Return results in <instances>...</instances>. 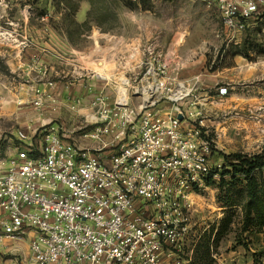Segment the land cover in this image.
<instances>
[{"label":"built area","instance_id":"1","mask_svg":"<svg viewBox=\"0 0 264 264\" xmlns=\"http://www.w3.org/2000/svg\"><path fill=\"white\" fill-rule=\"evenodd\" d=\"M210 1L232 32L264 7V0ZM138 67L124 98L118 88L113 99L97 92L91 120L77 130H20L18 145L0 150V246L28 239L31 264L192 261L206 228L194 223L191 195L220 181L224 159L211 137L218 128L206 123L207 97L168 74L160 54L148 50ZM38 92L43 110L52 97ZM60 98L53 96L56 106ZM68 99L77 109L79 100Z\"/></svg>","mask_w":264,"mask_h":264},{"label":"rangeland","instance_id":"2","mask_svg":"<svg viewBox=\"0 0 264 264\" xmlns=\"http://www.w3.org/2000/svg\"><path fill=\"white\" fill-rule=\"evenodd\" d=\"M236 45L252 56L264 48V7L232 32L210 0H0V150L18 145L20 130L31 134L61 124L77 130L87 115L91 120L97 92L103 89L113 99L114 89L125 91L126 79L139 73L153 50L168 61V74L189 81L210 106L234 101L224 119L206 120L220 125L211 136L220 148L216 158L264 155V55L246 58L245 68L253 72L243 76L231 57ZM233 65L234 90L223 98L226 104L216 92L225 84L222 72ZM39 90L61 96L62 104L48 98L42 110ZM68 97L79 100L77 109ZM238 191L242 187L228 191L217 184L191 195L194 223L206 230L189 264H199L208 246L213 264H263L264 243L257 246L250 233H240ZM26 241L10 250L0 246V264L17 257L31 264Z\"/></svg>","mask_w":264,"mask_h":264},{"label":"trees","instance_id":"3","mask_svg":"<svg viewBox=\"0 0 264 264\" xmlns=\"http://www.w3.org/2000/svg\"><path fill=\"white\" fill-rule=\"evenodd\" d=\"M231 55L234 58L237 55L256 61L259 56L264 55V48L260 47L252 56L246 49H238V45ZM255 51V50H254ZM221 153V152H220ZM224 162L220 170V181L214 185L220 184L228 191L242 187L236 196L241 194L239 205H241V232L240 233H260L264 232V155L254 154L244 155L240 152L222 155ZM225 228L230 220L225 218ZM220 235L222 232H219ZM197 252V251H196ZM209 246L200 255L199 264H213L210 258Z\"/></svg>","mask_w":264,"mask_h":264},{"label":"crops","instance_id":"4","mask_svg":"<svg viewBox=\"0 0 264 264\" xmlns=\"http://www.w3.org/2000/svg\"><path fill=\"white\" fill-rule=\"evenodd\" d=\"M71 50L73 51L72 48H71ZM233 63H235L237 66H239V67H241L243 69V71H242V75L243 76L251 75L252 74V72H253L252 69L245 68L246 67V63H247V60L243 56H241V55L235 56L233 58ZM232 68H233V70H231V71H228L229 68H225L226 70L223 71L222 74H221V77L223 79H225V82L224 83L225 84H228V86H229L228 87V93H229V91L231 92V90H234V65H233ZM232 96H234V93H232ZM220 100L221 101H224L223 98H221ZM225 103L227 104L228 103V100ZM229 104H230L231 107H233L234 106V101L233 102H230ZM210 105L211 104H208L207 103L206 110H207V113L211 117H213L214 115L218 116V114H221V117H219V118L220 119L221 118L224 119L226 117V115L230 112L229 110H227V108L230 107V106H228V107L227 106H225V107L221 106V107L215 108V107L210 106ZM212 125H214V124H212ZM215 126L218 128L220 125H215ZM253 238L256 240V243H258L257 246L260 245L259 243H264V232L251 234V239H253ZM24 241L27 242L26 240L20 241V243L18 242L19 245L20 244L21 245L24 244L25 243ZM252 251L254 252V250H252ZM261 259H262V263L264 264V255H262Z\"/></svg>","mask_w":264,"mask_h":264},{"label":"bare ground","instance_id":"5","mask_svg":"<svg viewBox=\"0 0 264 264\" xmlns=\"http://www.w3.org/2000/svg\"><path fill=\"white\" fill-rule=\"evenodd\" d=\"M102 64V63H101ZM103 65V64H102ZM103 67V66H102ZM126 90H127V87H126ZM126 90L124 91L123 89L122 90H119V94H120V98H124L125 94H126Z\"/></svg>","mask_w":264,"mask_h":264}]
</instances>
